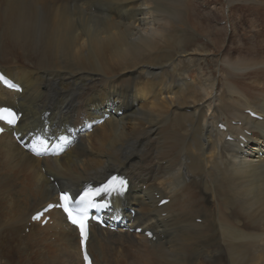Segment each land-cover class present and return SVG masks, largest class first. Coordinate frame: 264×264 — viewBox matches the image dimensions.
Instances as JSON below:
<instances>
[{"label": "bare ground", "instance_id": "1", "mask_svg": "<svg viewBox=\"0 0 264 264\" xmlns=\"http://www.w3.org/2000/svg\"><path fill=\"white\" fill-rule=\"evenodd\" d=\"M204 17L214 52L202 47L198 66L184 0H0V72L21 87L0 85V105L22 114L14 130L31 151L74 139L35 157L0 135V264H83L60 211L43 227L30 217L112 174L129 185L111 197L122 224L90 226L93 264H264V17L259 54Z\"/></svg>", "mask_w": 264, "mask_h": 264}, {"label": "rangeland", "instance_id": "2", "mask_svg": "<svg viewBox=\"0 0 264 264\" xmlns=\"http://www.w3.org/2000/svg\"><path fill=\"white\" fill-rule=\"evenodd\" d=\"M184 1H186L188 4V19L192 22L195 29L198 31V34H194V35H196L195 37L188 38V45H187L188 58L194 59V62H195L194 64H198V66H200V64L202 63L201 57H203L202 55H204V53H202V47H206L209 50L208 55H210L214 52V49L211 47V45L207 41L209 39L205 38L204 35L202 34L203 24L205 22L203 19L205 18L204 15L206 13L212 14L211 19L213 22L218 21L217 22L218 26H216V28L217 27H223L224 28L226 26L229 30L230 25L232 26L233 24H234V26H232V28L237 27V31L235 32V35L233 33L229 34L228 31H227V34H229V37H231L232 41H233L234 37H237V40L240 39L239 40L240 42L238 44H236L238 47L240 45H242L239 47L240 51L237 50L239 53L242 54L241 50L244 51V49L247 48L248 50H246V53L248 52V53L259 54L258 52L253 51L255 44L258 42V40L261 39V37L258 40L257 39L255 40V38H254V33H255V31H257L258 28L254 27L253 22L262 21V19H263L262 17H264V16H262V14L258 12L260 10H257L256 8H254L253 4H255V2L253 0H231V4H228L230 0H184ZM254 9H256V10H254ZM262 9H263V6H262ZM209 10H211V11H209ZM249 10L250 11L254 10L255 12H257L260 16V19L256 20L257 18L256 19L250 18L248 16ZM228 16H230L231 18ZM227 17L230 18L231 20L229 19L230 20L229 21L227 19ZM240 18L243 19V21H241ZM195 19H198V22L200 24L195 23V21H194ZM219 21H221V22H219ZM235 21L237 24L235 23ZM187 22H188V20H187ZM207 22L208 23L210 22V18H209V21L207 20ZM209 26L213 27L212 30L215 29V26L212 25V22H211V24L209 23ZM188 35H193V34L188 33ZM212 37L217 38L218 36L215 35ZM243 47H244V49H243ZM230 49L231 50L233 49L232 51L236 52V50L233 48V45L230 46ZM233 56L235 57V56H237V54H232V57ZM209 57L214 59L213 55H211ZM198 68H200V67H198ZM195 69H197V67ZM203 69H204V71H207L205 67ZM213 69H214V71H216L217 67H214ZM214 71H212V72H214ZM206 73H204L205 77L209 76L208 72H206ZM219 75H220V73L218 71H216L215 72V78H218ZM209 256L213 259L211 254ZM263 258L264 257L261 256V259H263ZM262 263L263 262H258V264H262Z\"/></svg>", "mask_w": 264, "mask_h": 264}, {"label": "snow or ice", "instance_id": "3", "mask_svg": "<svg viewBox=\"0 0 264 264\" xmlns=\"http://www.w3.org/2000/svg\"><path fill=\"white\" fill-rule=\"evenodd\" d=\"M16 87V85H11ZM10 115H12L10 113ZM2 118V114H0ZM8 124H14L15 118L8 119ZM3 129L0 128V132ZM34 151V150H33ZM35 154H42L40 152H35ZM118 180L117 177H112L107 183L102 184L97 188H85L84 191L80 194L78 200H73L67 193L61 192L60 194V203L59 207L62 208L64 214L67 217V220L70 224L75 225L79 228L80 231V248L83 255L84 264H91L89 255L86 250V240H87V230H86V221L88 219V210L91 208L104 207V204H98L96 201L97 197L102 195H112L114 192L122 193L125 182L119 180V188L115 187L114 184ZM54 205L49 204L43 212H38L32 217L33 220H40L44 213L50 210Z\"/></svg>", "mask_w": 264, "mask_h": 264}]
</instances>
